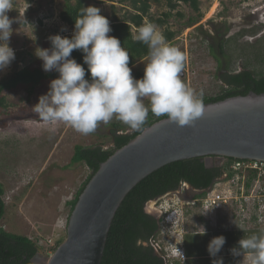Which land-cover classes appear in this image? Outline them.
<instances>
[{
	"label": "rangeland",
	"instance_id": "374dc122",
	"mask_svg": "<svg viewBox=\"0 0 264 264\" xmlns=\"http://www.w3.org/2000/svg\"><path fill=\"white\" fill-rule=\"evenodd\" d=\"M65 1L15 0L13 10L8 13L9 18L15 21L9 41L15 60L7 69L0 71V82L29 64L42 69V61L36 58L35 50L50 48L46 46L50 43L48 37L73 35L74 31L59 16ZM69 1L71 4L75 2ZM84 4L100 8V14L109 22L122 19L125 13L130 12L129 5L120 3V0H84ZM168 11L166 2L160 0L159 3H151L149 13L155 19ZM198 13L179 3L159 30L163 32L167 28L174 33L169 43L186 56L183 69L187 75H181L183 81L197 94L202 92V99L222 92L224 88L217 75L224 73L223 68L230 74L240 67L264 71V0H199ZM194 18L196 20L189 24ZM132 32L135 36L136 30ZM207 37L215 39L214 50L223 68L219 69L218 62L210 56L208 44L213 43ZM146 63V58H143L129 66L134 79H141L137 73L144 74ZM49 83L36 86L31 95L24 89L4 93L7 108L0 114V184L5 204L0 227L9 233L36 240L42 248L37 255L38 264H45L57 244L65 239L71 214L70 202L89 175L83 163L70 164L74 146H101L106 149L112 146V129L123 134L134 131L116 118L108 124H100L94 133L88 135L64 123L49 125L38 122L39 117L32 108L38 103V98L46 94ZM144 102L146 105L149 103L147 98ZM209 163L222 167L225 159L215 161L211 158ZM247 175H234L232 181L223 174L213 182L205 193L228 198L226 205L218 204L213 214L203 210L202 200L206 196L197 200L198 193L186 185H180L165 198L148 201L144 208L157 218L159 224L155 239L163 255L172 257L170 252L180 249L182 236L186 234L193 237H188L191 252L207 249L211 235H200L201 226L207 232L233 229L264 232V176L256 178L258 181H252L247 188ZM241 181H244L243 185ZM242 186L244 193L238 191ZM175 210L176 217L168 218L169 213ZM231 259L230 264H249L246 254Z\"/></svg>",
	"mask_w": 264,
	"mask_h": 264
},
{
	"label": "clouds",
	"instance_id": "9594fccd",
	"mask_svg": "<svg viewBox=\"0 0 264 264\" xmlns=\"http://www.w3.org/2000/svg\"><path fill=\"white\" fill-rule=\"evenodd\" d=\"M14 3L0 0V71L15 60L14 50L9 47L15 21L8 16ZM100 12L94 6L80 9L71 38L52 35L48 37L50 48H36L35 56L42 61L43 71L58 73L32 108L38 122L64 123L88 135L113 118L138 130L151 112L157 117L166 116L177 126H193L204 113L203 93L197 94L183 81L185 54L166 40L158 25L145 20L133 39L147 46V63L143 77L134 79L128 66L129 52L118 38L109 35L110 22ZM74 50L83 53L90 79H85V68L71 58ZM176 211H171L169 217L175 218ZM199 230L200 235L206 234L203 226ZM225 242L222 235L213 237L207 245L208 255L217 257ZM176 251L184 262L183 253ZM230 251L233 256L246 254L249 264H264V232L243 237ZM212 264H223V259H213Z\"/></svg>",
	"mask_w": 264,
	"mask_h": 264
},
{
	"label": "trees",
	"instance_id": "16d2710c",
	"mask_svg": "<svg viewBox=\"0 0 264 264\" xmlns=\"http://www.w3.org/2000/svg\"><path fill=\"white\" fill-rule=\"evenodd\" d=\"M164 1L169 11L163 13L161 17L154 19L149 13L150 5L151 3H159L160 0H120V3H127L129 5L130 12L125 13L122 19L116 18L110 22L112 32L109 35L118 38L121 41V45L129 52L130 59L128 66H131L136 60L146 58L148 55L147 46L135 41L132 32L133 29L136 30L141 26L144 20L150 21L160 28L165 25L167 19L171 16V11L179 3L187 5L195 13L199 11V0ZM86 7L88 6L84 4V0H75L73 4L69 0H66L59 15L61 21L74 31V21L78 17L80 9ZM177 15L179 17L182 16L181 14ZM195 20L196 18L190 19L188 23H193ZM162 33L168 42L174 37V33L167 28ZM66 37L71 38V36ZM46 46L51 45L50 43H46ZM71 58L75 59L77 63L85 68V79H90L87 65L83 63V53L79 50H74ZM216 59L218 60L219 69L223 68L221 60L217 56ZM35 64L37 63L35 62ZM137 77L142 78L143 75L137 73ZM56 78H58L56 73L44 72L40 67L32 64L26 65L16 71L11 77L0 82V114H3L7 108L5 97L3 96L4 93L24 89L31 95L36 86L50 82ZM220 82L224 88L222 92L214 97L204 98L203 104L215 103L231 97L246 96L250 92L255 94L264 93L263 70L251 71L244 69L235 74L222 75ZM165 118L167 117H157L149 112L145 124L138 130L123 134L118 133L117 131L119 130L112 129L110 131L112 142L110 148L103 149L101 146H74L70 164L83 163L88 168L89 175L75 198L70 202V212L73 210L79 194L96 173L101 163L105 162L116 150L125 146L145 128ZM224 159L225 163L222 167H207L202 157L172 162L149 174L136 184L125 196L114 215L107 234L100 264H164L162 258L154 252L149 244L150 238L155 237L159 223L150 214L145 213V204L148 201L162 197L164 194L174 192L181 183L187 184L194 190L201 191L196 195V198L200 199L205 196V191L213 182L219 180L223 174L226 175L227 180L234 176V172L229 170L228 167L233 161L240 160L232 158ZM255 177V172L248 173L245 183L247 188ZM3 194L4 190L0 184V219L5 211V204L2 199ZM252 234H255V232L243 229H235L224 233L216 231L212 238L222 235L226 239L217 257H208L207 260L205 259V261L198 263L191 258L192 254L198 249L191 252L188 247L184 246L186 255L184 263L212 264L213 259L220 258L221 256L231 258L233 255L230 250L238 246L240 239ZM59 244H57L56 248ZM41 251V245L36 240L9 233L0 227V264H36L33 262V259ZM227 261L229 263L226 264H230L231 261ZM173 264L179 263L175 262Z\"/></svg>",
	"mask_w": 264,
	"mask_h": 264
},
{
	"label": "water",
	"instance_id": "95a60500",
	"mask_svg": "<svg viewBox=\"0 0 264 264\" xmlns=\"http://www.w3.org/2000/svg\"><path fill=\"white\" fill-rule=\"evenodd\" d=\"M214 156L264 162V93L206 103L191 127L165 118L116 150L80 193L45 264H100L114 215L136 184L172 162L202 157L208 166Z\"/></svg>",
	"mask_w": 264,
	"mask_h": 264
},
{
	"label": "built area",
	"instance_id": "2783aa9c",
	"mask_svg": "<svg viewBox=\"0 0 264 264\" xmlns=\"http://www.w3.org/2000/svg\"><path fill=\"white\" fill-rule=\"evenodd\" d=\"M264 164L261 162H256V161H233L230 165H229V170H231L232 172H234V174H236V176H239V173H241V177H245L244 173L246 172H254L255 174H257V177H260L264 174V169H263ZM234 178H231L229 180L233 181ZM240 179V178H239ZM253 181H258L255 177V179ZM228 182V181H227ZM226 183V182H225ZM242 185L244 184V181L242 182ZM239 192L244 193L242 187H240V189H238ZM208 193L205 194V199L202 200V207L203 210L206 213L209 214H213L214 211H216V208L218 207V204H223L226 205V201L228 198L221 196L220 194H212V195H208ZM231 198V197H230ZM229 198V199H230ZM169 218V216H168ZM212 219V217H210ZM149 244L151 246V248L154 250V252L156 254L161 255L160 257L162 258V260H164L166 263L164 264H173L174 262H178L180 264H184L185 260H186V255L183 249L182 244H180V251L183 253L184 255V262L181 259V257H179L177 255V251L176 250H172L170 252V254H172V257H170V255L168 254H164L161 252V248L159 247V244L157 243L155 237H151L149 240Z\"/></svg>",
	"mask_w": 264,
	"mask_h": 264
},
{
	"label": "flooded vegetation",
	"instance_id": "af4514ba",
	"mask_svg": "<svg viewBox=\"0 0 264 264\" xmlns=\"http://www.w3.org/2000/svg\"><path fill=\"white\" fill-rule=\"evenodd\" d=\"M210 38V39H209ZM207 37V39L209 40V41H211L213 44H214V42L213 41H215V39H212L211 37ZM216 42V41H215ZM213 44H208L209 45V48H211L210 50V53H211V57H213L217 62H218V60L216 59V50H214L215 49V44L213 45ZM212 46H214L213 48H212ZM223 74H220V75H217V78H218V80L220 81V77L222 76V75H226V74H230V73H228V71L226 70V69H224L223 68ZM244 70V68L243 67H240V69H238V71L236 72H234V73H232V74H235V73H238V72H241V71H243ZM246 70V69H245ZM182 74H183V76L184 75H187V71L185 72V70L183 69V72H182ZM181 74V75H182ZM215 78H216V75H215ZM203 100V99H202ZM213 159V160H215L216 161V159H222V157H210L209 159ZM203 161H204V163H205V158H203ZM209 165L207 166V167H211V166H214V164L212 163H208ZM215 166H216V164H215ZM180 185H187V184H185V183H181ZM180 185H179V187H180ZM179 187L177 188V189H179ZM210 187H212V185L210 186ZM209 187V188H210ZM188 188H190L189 186H188ZM190 189H192V188H190ZM192 190H194V189H192ZM209 190V189H208ZM176 191V190H175ZM194 191H196L198 194L201 192V191H197V190H194ZM170 193V192H169ZM144 211H145V208H144ZM145 213H147L148 214V212H146L145 211ZM151 215V214H150ZM155 220H157V218H156V216L155 215H151ZM233 230H235V229H233ZM233 230H228V231H226V232H230V231H233ZM252 230V229H251ZM247 231V230H246ZM248 231H250V230H248ZM188 237H190V238H193V237H191V236H189L188 234H186L185 235V237L184 236H182V246L184 247V246H186V247H188V248H190L189 247V243H188Z\"/></svg>",
	"mask_w": 264,
	"mask_h": 264
},
{
	"label": "crops",
	"instance_id": "0c3cea01",
	"mask_svg": "<svg viewBox=\"0 0 264 264\" xmlns=\"http://www.w3.org/2000/svg\"><path fill=\"white\" fill-rule=\"evenodd\" d=\"M250 231H253V230H250ZM254 232H255V234H259V233H262L263 231L256 229V230H254ZM214 233H216V231H213V232H209V231L207 232L206 231V234H204V235H211V238H210V240H211L212 239V235ZM208 257H210V256L208 255L206 249H203L202 251L196 250L195 253H193L192 256H191V258L196 260L198 263H200L202 261H205V259L207 260ZM233 257H236V256H231V258H233ZM220 258L223 259V261H224L223 264L229 263L227 260H230V261L232 260L231 258H226L224 256H221Z\"/></svg>",
	"mask_w": 264,
	"mask_h": 264
},
{
	"label": "bare ground",
	"instance_id": "6f19581e",
	"mask_svg": "<svg viewBox=\"0 0 264 264\" xmlns=\"http://www.w3.org/2000/svg\"><path fill=\"white\" fill-rule=\"evenodd\" d=\"M222 159H224V158L222 157ZM256 162H257V161H256ZM261 163H263V164H264V162H261ZM263 169H264V166H263ZM254 172H255V171H254ZM246 173H249V172H246ZM246 173H244V174H246ZM239 174H241V173H239ZM234 175L236 176V174H234ZM255 175H257V174H255ZM263 176H264V174H263L262 176H260V177H257V176H256V178H257V179H260V178H262ZM232 178H233V177H232ZM242 189H243V186H242ZM79 195H80V194H79ZM164 195H165V194H164ZM164 195H163L162 197H164V198H165V197H166V195H165V196H164ZM78 197H79V196H78ZM71 212H72V211H71Z\"/></svg>",
	"mask_w": 264,
	"mask_h": 264
}]
</instances>
